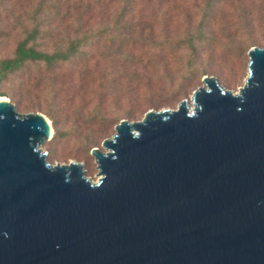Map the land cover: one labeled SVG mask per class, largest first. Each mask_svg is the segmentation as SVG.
Returning <instances> with one entry per match:
<instances>
[{
  "label": "water",
  "instance_id": "95a60500",
  "mask_svg": "<svg viewBox=\"0 0 264 264\" xmlns=\"http://www.w3.org/2000/svg\"><path fill=\"white\" fill-rule=\"evenodd\" d=\"M247 57L238 92L205 75L192 107L117 123L96 182L0 99V264H264V47Z\"/></svg>",
  "mask_w": 264,
  "mask_h": 264
},
{
  "label": "rangeland",
  "instance_id": "374dc122",
  "mask_svg": "<svg viewBox=\"0 0 264 264\" xmlns=\"http://www.w3.org/2000/svg\"><path fill=\"white\" fill-rule=\"evenodd\" d=\"M40 1L0 0V59L12 55L17 41L24 37L23 29L31 27V17ZM200 1L136 0L127 19L138 23L145 36L158 41L176 40L184 36L188 25L195 26ZM44 4L41 15L44 20L40 23L44 34L38 43L46 50L59 45L74 31L81 34L109 25L121 5L118 0H44ZM222 9L226 17L211 25V34L219 44L204 50L191 70L185 50L137 46L101 55V48H92L93 54L86 63L72 61L51 73L31 66L3 82L0 91L23 105L49 110L59 121V130L66 134L42 145L47 156L54 157L47 160L52 164L81 162L86 176L96 182L100 175L90 151L97 148L104 152L103 140L115 133L114 126L122 119L141 120L150 109L174 110L182 100L192 107V93L204 86L205 75L215 77L233 92L244 85L247 52L237 56L228 53L225 46L233 43L241 47H264V0H226ZM239 14H246L252 20V30L247 32L238 27ZM193 69L196 78L189 86L183 77L193 74ZM197 75L202 76L198 79ZM40 79L46 80L50 88L32 89L30 84ZM163 101L168 103L162 105ZM93 114L120 120L111 127L93 124L88 121Z\"/></svg>",
  "mask_w": 264,
  "mask_h": 264
},
{
  "label": "trees",
  "instance_id": "16d2710c",
  "mask_svg": "<svg viewBox=\"0 0 264 264\" xmlns=\"http://www.w3.org/2000/svg\"><path fill=\"white\" fill-rule=\"evenodd\" d=\"M226 0H201L199 5V19L195 26L188 25L184 36L176 40H155L150 36H145L143 30L138 27V23L128 20V15L135 7L136 0H118L121 4L118 11L112 17L109 25L94 31L79 33L74 31V34L68 36L66 39L59 42V45L53 47L51 50L41 48V39L43 31L40 23L44 20L42 18V9L46 4L41 0L31 17V27L24 28V37L17 41L12 55L0 59V88L3 82H6L11 76L21 73L23 70L31 66H36L46 73H51L56 69L65 66L72 61L87 62L89 57L92 56V48H101V55L110 52L118 53L120 50L142 47V48H159L171 49L174 51L185 50L189 56L188 66L191 70V65L199 58L200 54L211 46H216L218 41L211 34V25L217 19L226 17L225 11L222 9V4ZM61 6L59 5V8ZM89 7V6H88ZM59 16H62V11H59ZM238 27L249 32L253 28L251 19H248L246 14H239L237 22ZM47 36V35H45ZM250 47H241L233 43L225 46L228 53L237 54V56H244ZM184 75L183 80L187 85H191L192 81L196 78V74ZM190 74V73H189ZM202 75H197L199 79ZM30 77V76H29ZM46 80L40 79L30 84L33 89H47L50 88L49 84L45 83ZM185 84V85H186ZM54 91V89H52ZM5 93L0 91V96ZM15 104L16 109H23L25 111H42L49 119L53 128V135L51 141L65 136V132L59 130V121L50 113L49 110L43 107H29L23 105L18 100L10 98ZM168 101H163V104ZM159 107V106H158ZM118 117L105 119L99 114H93L88 119L91 123H102L103 126L111 127L119 122ZM51 155L47 156L48 160L53 159Z\"/></svg>",
  "mask_w": 264,
  "mask_h": 264
},
{
  "label": "bare ground",
  "instance_id": "6f19581e",
  "mask_svg": "<svg viewBox=\"0 0 264 264\" xmlns=\"http://www.w3.org/2000/svg\"><path fill=\"white\" fill-rule=\"evenodd\" d=\"M0 99H6V97H2V98H0Z\"/></svg>",
  "mask_w": 264,
  "mask_h": 264
}]
</instances>
